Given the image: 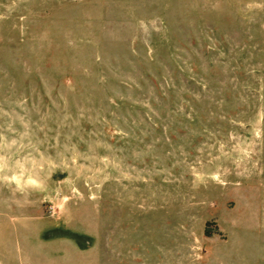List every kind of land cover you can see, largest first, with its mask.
<instances>
[{"label":"rangeland","instance_id":"374dc122","mask_svg":"<svg viewBox=\"0 0 264 264\" xmlns=\"http://www.w3.org/2000/svg\"><path fill=\"white\" fill-rule=\"evenodd\" d=\"M0 264H264V0H0Z\"/></svg>","mask_w":264,"mask_h":264},{"label":"trees","instance_id":"16d2710c","mask_svg":"<svg viewBox=\"0 0 264 264\" xmlns=\"http://www.w3.org/2000/svg\"><path fill=\"white\" fill-rule=\"evenodd\" d=\"M205 235H209L208 232L205 231Z\"/></svg>","mask_w":264,"mask_h":264}]
</instances>
